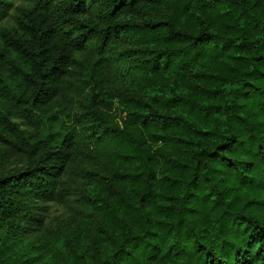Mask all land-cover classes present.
<instances>
[{
	"label": "trees",
	"instance_id": "16d2710c",
	"mask_svg": "<svg viewBox=\"0 0 264 264\" xmlns=\"http://www.w3.org/2000/svg\"><path fill=\"white\" fill-rule=\"evenodd\" d=\"M23 1L0 26L24 159L0 170V264H264V0Z\"/></svg>",
	"mask_w": 264,
	"mask_h": 264
},
{
	"label": "rangeland",
	"instance_id": "374dc122",
	"mask_svg": "<svg viewBox=\"0 0 264 264\" xmlns=\"http://www.w3.org/2000/svg\"><path fill=\"white\" fill-rule=\"evenodd\" d=\"M11 2L10 9L8 10V16L0 22V26H5L9 29H13L16 26V21L14 20V15L17 14L18 9L22 6H27L28 4L23 0H9ZM97 8L91 7L90 13L95 15ZM6 151V152H4ZM24 164V159L18 154H15L8 150L6 144L0 142V170L4 173L8 170H14L22 167ZM78 169L72 170L68 175L64 177L67 180L71 188V194L64 203H46L48 207V212L45 214L43 227L45 230H51L56 226L64 223L67 219L75 214L78 206V196H79V183L80 179L77 176Z\"/></svg>",
	"mask_w": 264,
	"mask_h": 264
}]
</instances>
